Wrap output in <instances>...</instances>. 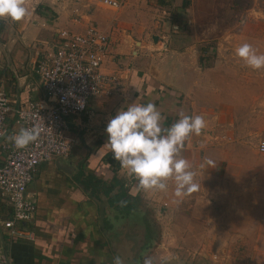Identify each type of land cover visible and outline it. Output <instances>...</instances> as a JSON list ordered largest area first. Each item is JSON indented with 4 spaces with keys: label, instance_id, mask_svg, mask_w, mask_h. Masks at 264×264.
<instances>
[{
    "label": "crops",
    "instance_id": "crops-1",
    "mask_svg": "<svg viewBox=\"0 0 264 264\" xmlns=\"http://www.w3.org/2000/svg\"><path fill=\"white\" fill-rule=\"evenodd\" d=\"M119 1L123 5L112 9L102 6L100 0H28V15L22 21L0 19V89L13 106H24L29 100L43 98L34 70L35 63L61 29L83 32L88 24H95L107 35L109 43L101 72L117 76L115 84H105L102 91L89 100L85 113L66 118L67 135L72 140L70 152L41 163L27 186L26 193L35 205V217L25 224V229L32 232L33 238L12 237L4 232V251L10 264H144L146 259L143 256L148 254V244L152 241L147 211H153L163 238H171L168 241L171 243L173 238H183V241L193 244L192 250L184 256L169 253L165 248L160 250L163 252L161 255L171 259L173 264H238L229 260V252L225 248L219 252L210 245H196L206 239L197 224L200 218L198 214L203 212L200 197L214 191L213 169L226 160L225 157L209 154L211 146L206 129L212 125L214 119L210 115H216V109L205 110L208 114L207 117L203 116L206 127L201 135H193L185 142L181 155L191 164L199 187L182 198L176 197L171 181H168L167 191L138 188V181L113 159L106 144L108 120L119 110H126L131 103L155 104L161 113L163 128L175 123L181 113L201 115L199 103L195 101L190 104L183 94L186 91L172 86L160 71L151 69L139 50L134 48L135 24L137 18L142 16L138 10L140 6L154 2L162 8L166 18L177 16L179 22L183 23L195 19L194 0ZM200 1L204 4L213 2ZM73 7L80 10L78 20H72ZM180 25L183 26L174 23L172 27L179 29ZM260 47L263 49L264 45ZM224 63L230 64L224 65L227 68L222 75L237 78L231 81V88L240 86V89L224 91L227 93L224 98L249 99L250 103L256 104L255 109L262 113L264 68L252 69L243 60L230 59ZM216 73H219L216 68L209 67L204 71L205 79L203 76L201 79L193 76L194 90L207 86L209 96L215 99L221 91L216 85L220 84L219 78H213ZM234 108L228 110L230 115L237 113ZM9 121L11 130L20 129L12 120ZM2 157L0 153V160ZM206 158L214 161L215 167L206 164L201 167ZM88 175L113 185L109 195L122 184L129 195L138 198V208L127 214L119 213L108 203V196L101 192L92 194L91 188L85 185ZM228 183L230 181L224 179L218 188L224 189ZM247 195L248 192L241 193L238 204L233 205L234 211L239 212L238 219L245 220L247 217ZM163 201L167 202L166 207L162 206ZM9 211L10 206L0 199V218ZM136 213L141 221L135 220L133 214ZM183 215L197 223H183ZM209 235L207 238H216ZM164 245L163 242L158 247Z\"/></svg>",
    "mask_w": 264,
    "mask_h": 264
},
{
    "label": "rangeland",
    "instance_id": "rangeland-1",
    "mask_svg": "<svg viewBox=\"0 0 264 264\" xmlns=\"http://www.w3.org/2000/svg\"><path fill=\"white\" fill-rule=\"evenodd\" d=\"M211 1L204 4L194 0L195 19L183 23L177 16L166 18L162 8L154 2L143 4L145 6L138 8L142 16L135 24L134 48L139 50L151 69L160 71L172 86L183 88L190 104L199 103L201 116L207 117L205 110L208 108L218 112L210 115L214 121L206 129L211 146L209 154L225 157L226 160L213 169L214 191L200 197L203 212L198 214L199 223L184 215L182 217V221L185 220L183 223H197L205 234L206 239L196 245H210L219 252L225 248L229 252V260L238 264H264V153L256 148L257 141L264 137V111H257L256 104L250 103L249 99L224 98L227 94L224 91L240 89V86L231 88V81L237 78L222 75L227 68L224 65L230 64L224 62L242 60L235 54V49L241 44L249 43L258 54H264V48L260 47L264 45V0ZM174 23L183 26L174 29ZM187 46L189 48L185 49ZM209 67L219 71L215 77L212 76L220 80V84L216 85L221 91L216 89L220 94L215 99L209 96L207 86L195 91L192 83L193 76L205 79L203 74ZM225 86L231 89H224ZM231 108L237 113L230 115L228 110ZM224 179L230 183L224 189L218 188ZM243 192H248L249 211L245 220L238 219L239 212L233 207L238 204ZM133 216L136 221H141L137 213ZM147 216L152 241L143 259H151L152 264H173L171 259L161 255L163 252L160 250L165 248L169 253L182 256L192 250L193 244L183 241V238H173L172 243L168 242L171 238H163L154 212L147 211ZM238 223L243 224L238 226ZM208 234L216 238H207ZM163 242L165 245L158 247Z\"/></svg>",
    "mask_w": 264,
    "mask_h": 264
},
{
    "label": "built area",
    "instance_id": "built-area-1",
    "mask_svg": "<svg viewBox=\"0 0 264 264\" xmlns=\"http://www.w3.org/2000/svg\"><path fill=\"white\" fill-rule=\"evenodd\" d=\"M100 3L112 9L122 6L119 0ZM72 12V20L81 17L78 7ZM108 50L107 35L93 23L83 32L61 29L35 63L43 98L13 106L0 89V199L10 206L7 215L0 218V264H10L2 244L4 232L12 237L33 238L32 232L25 229L35 217L27 186L41 163L70 152L72 140L67 135L66 118L85 113L89 100L105 84L117 82L115 74L101 72ZM9 120L20 129L11 130ZM34 127L40 130L37 139L24 148L16 147L11 137L22 128ZM256 148L264 153V137L257 141ZM162 206L166 207L167 202L163 201Z\"/></svg>",
    "mask_w": 264,
    "mask_h": 264
},
{
    "label": "clouds",
    "instance_id": "clouds-1",
    "mask_svg": "<svg viewBox=\"0 0 264 264\" xmlns=\"http://www.w3.org/2000/svg\"><path fill=\"white\" fill-rule=\"evenodd\" d=\"M27 3L28 0H0V19L22 21L28 15ZM235 54L252 69L264 68V54H258L249 43L238 46ZM161 119L155 104L131 103L126 110H119L108 120L106 144L113 159L138 181V188L167 191L168 181H171L176 197L182 198L196 191L199 185L195 182L191 164L181 153L187 140L193 135H201L206 121L201 115L181 113L175 123L163 128ZM39 131L35 127L22 128L11 139L16 147L24 148L37 139ZM205 164L215 167L211 159L206 158L201 167ZM144 264H152L151 259H146Z\"/></svg>",
    "mask_w": 264,
    "mask_h": 264
},
{
    "label": "trees",
    "instance_id": "trees-1",
    "mask_svg": "<svg viewBox=\"0 0 264 264\" xmlns=\"http://www.w3.org/2000/svg\"><path fill=\"white\" fill-rule=\"evenodd\" d=\"M85 185L91 188L93 195L101 192L108 196V203L115 207V209L121 214L130 213L139 206L138 198L129 195L122 184L118 187V190L115 193L110 195L109 192H111L113 185H107L102 182V180L95 178L92 175L87 176Z\"/></svg>",
    "mask_w": 264,
    "mask_h": 264
},
{
    "label": "water",
    "instance_id": "water-1",
    "mask_svg": "<svg viewBox=\"0 0 264 264\" xmlns=\"http://www.w3.org/2000/svg\"><path fill=\"white\" fill-rule=\"evenodd\" d=\"M153 39H154V40H157V38H156V37H154Z\"/></svg>",
    "mask_w": 264,
    "mask_h": 264
}]
</instances>
